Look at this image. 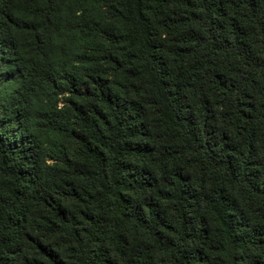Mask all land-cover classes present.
I'll list each match as a JSON object with an SVG mask.
<instances>
[{
  "label": "trees",
  "instance_id": "1",
  "mask_svg": "<svg viewBox=\"0 0 264 264\" xmlns=\"http://www.w3.org/2000/svg\"><path fill=\"white\" fill-rule=\"evenodd\" d=\"M0 264H264V0H0Z\"/></svg>",
  "mask_w": 264,
  "mask_h": 264
}]
</instances>
